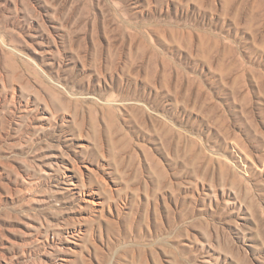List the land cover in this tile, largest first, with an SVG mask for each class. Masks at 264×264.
Returning <instances> with one entry per match:
<instances>
[{
  "label": "rangeland",
  "instance_id": "rangeland-1",
  "mask_svg": "<svg viewBox=\"0 0 264 264\" xmlns=\"http://www.w3.org/2000/svg\"><path fill=\"white\" fill-rule=\"evenodd\" d=\"M0 264H264V0H0Z\"/></svg>",
  "mask_w": 264,
  "mask_h": 264
}]
</instances>
